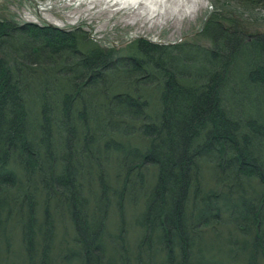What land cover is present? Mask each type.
Wrapping results in <instances>:
<instances>
[{
    "label": "trees",
    "instance_id": "16d2710c",
    "mask_svg": "<svg viewBox=\"0 0 264 264\" xmlns=\"http://www.w3.org/2000/svg\"><path fill=\"white\" fill-rule=\"evenodd\" d=\"M200 35L203 47L131 44L152 96L81 79L108 76L114 53L84 49L78 31L0 22V264H16L14 237L17 264H225L202 244L221 228L227 264H264V33L248 40L214 13ZM128 132L140 144L121 140ZM250 182L261 188L253 199Z\"/></svg>",
    "mask_w": 264,
    "mask_h": 264
},
{
    "label": "rangeland",
    "instance_id": "374dc122",
    "mask_svg": "<svg viewBox=\"0 0 264 264\" xmlns=\"http://www.w3.org/2000/svg\"><path fill=\"white\" fill-rule=\"evenodd\" d=\"M89 1L0 0V22H10L15 25L50 26L65 32L78 31L79 35L84 38V49L93 48L97 44L114 53L110 58L109 67L106 69V71L110 70L108 76L100 70V75L90 76L88 74L81 79L90 83L102 77L101 83L106 89L111 88V91L122 92L131 88L132 91L148 93L152 96L158 92L155 89L148 90L142 79H137V70L134 71L133 64L128 59L129 57L138 59L136 53L131 50V44L134 41H146L156 46H172L189 40L203 47L207 45V39L201 38L200 32L210 14L214 13L215 17L223 23H234L245 33L248 40L252 39V35L264 33V8H247L230 0H94L92 3ZM133 12L140 13V15L135 18L132 15ZM56 23L59 25H55ZM83 48L81 49L83 50ZM42 61L44 64L46 63V59ZM69 64L71 63L66 64L67 68L64 67V71H72L70 67L73 65ZM146 66L148 73L155 74L152 66L149 64ZM81 69H83L82 66ZM47 71L46 75L50 77L54 76L53 73L57 69ZM57 73L58 76H62L60 71ZM65 74L68 73H64L62 77L69 80L74 78ZM104 93L108 94L109 92L104 90ZM150 108L152 112L157 110L152 102ZM132 134V132H128L127 135H123L124 138L121 140L130 139ZM130 143L132 145L140 144L137 139H130ZM130 159L133 158L126 160ZM202 175L204 186L206 188L213 187L215 171L206 167ZM260 191L261 188L256 183L250 182L246 185V197L248 198L253 199ZM133 210L132 205L128 203L127 213L131 215ZM115 220L116 212L111 210L108 225L112 230H114ZM136 233L133 225L130 226L128 240L133 249L142 244V234L137 239ZM225 233V228H221L222 238L217 240L213 238L211 232H206L202 244L206 245L208 249L206 255H209L212 261L216 259L217 253L227 264L230 261L228 258L230 246L224 241ZM144 239L145 236L143 238L144 249L141 252L142 260L150 258L153 251V248L148 249L144 245ZM11 243L13 246L11 262L15 261L17 264L21 257L19 256L21 253L19 239L14 237ZM218 248L219 251H217Z\"/></svg>",
    "mask_w": 264,
    "mask_h": 264
},
{
    "label": "bare ground",
    "instance_id": "6f19581e",
    "mask_svg": "<svg viewBox=\"0 0 264 264\" xmlns=\"http://www.w3.org/2000/svg\"><path fill=\"white\" fill-rule=\"evenodd\" d=\"M93 1H94V0H90L89 3H92ZM141 1H142V0H141ZM132 15H133V17L136 18V16L140 15V13H134V12H133ZM55 25H59V24L56 23Z\"/></svg>",
    "mask_w": 264,
    "mask_h": 264
},
{
    "label": "water",
    "instance_id": "95a60500",
    "mask_svg": "<svg viewBox=\"0 0 264 264\" xmlns=\"http://www.w3.org/2000/svg\"><path fill=\"white\" fill-rule=\"evenodd\" d=\"M255 36H257V34L256 35H252L251 38H254Z\"/></svg>",
    "mask_w": 264,
    "mask_h": 264
}]
</instances>
